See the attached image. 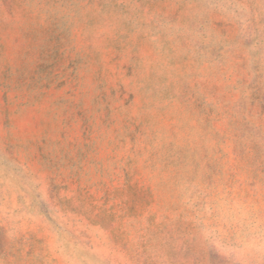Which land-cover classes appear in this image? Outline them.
Returning a JSON list of instances; mask_svg holds the SVG:
<instances>
[{"label": "rangeland", "instance_id": "rangeland-1", "mask_svg": "<svg viewBox=\"0 0 264 264\" xmlns=\"http://www.w3.org/2000/svg\"><path fill=\"white\" fill-rule=\"evenodd\" d=\"M0 264H264V0H0Z\"/></svg>", "mask_w": 264, "mask_h": 264}]
</instances>
